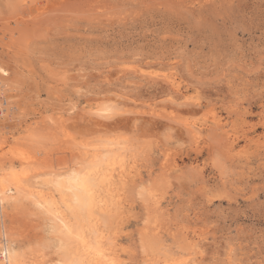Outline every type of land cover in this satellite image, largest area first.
Returning <instances> with one entry per match:
<instances>
[{"label":"rangeland","instance_id":"1","mask_svg":"<svg viewBox=\"0 0 264 264\" xmlns=\"http://www.w3.org/2000/svg\"><path fill=\"white\" fill-rule=\"evenodd\" d=\"M0 50L10 104L24 95L0 125L20 264L73 257L56 212L99 264H264V0H0ZM91 164L78 212L50 177Z\"/></svg>","mask_w":264,"mask_h":264},{"label":"bare ground","instance_id":"2","mask_svg":"<svg viewBox=\"0 0 264 264\" xmlns=\"http://www.w3.org/2000/svg\"><path fill=\"white\" fill-rule=\"evenodd\" d=\"M9 6V5H8ZM11 32V31H10ZM11 34V33H10ZM13 35V34H12ZM10 35V36H12ZM12 37H10L11 39ZM20 40V39H19ZM18 40V41H19ZM20 42H23L22 40ZM10 43V41L8 42ZM17 43V42H16ZM11 44V43H10ZM9 44V45H10ZM8 45V44H7ZM24 45V44H23ZM5 46V45H4ZM17 46V45H16ZM22 46V45H20ZM23 47V46H22ZM8 49V47H6ZM18 48V47H17ZM24 48V47H23ZM10 49V48H9ZM14 50V49H13ZM5 51V50H4ZM1 52V50H0ZM14 52H16L14 50ZM9 53V52H8ZM25 56V55H24ZM9 57V56H8ZM12 57V56H11ZM20 57V59L24 60L23 56H22V52H18L16 53L15 57L12 58L15 64V69L17 71V74L21 75V71L18 70L20 69V67L22 65L24 66H28L27 63L25 62H22L21 65L19 64V60L18 58ZM28 57V56H27ZM3 55L0 53V125H2V128L5 126L6 122H14L13 120L15 119V115L17 116V114H14V112H11L13 110V108H15V106L20 107L21 109V105L20 106V103H21V100L23 98V96L21 95V97L19 99L20 100V103L18 102V104H16L15 106L10 104L9 102V98H11L10 96H8L7 92H6V89H5V83H2L3 81H1L2 78L8 76L9 72L8 70L2 65V62H3ZM8 59V58H6ZM5 62V61H4ZM11 62V61H10ZM25 68V67H24ZM30 73V72H29ZM16 75V74H15ZM18 75V76H19ZM27 75V74H26ZM33 74H30L29 76H32ZM28 76V77H29ZM17 78V77H16ZM23 78V77H21ZM21 80V79H20ZM9 81V80H8ZM7 81V82H8ZM11 82V81H9ZM175 85V84H174ZM9 87V86H8ZM15 88V86H14ZM16 89V88H15ZM8 90V89H7ZM13 90V89H12ZM11 90V91H12ZM17 90V89H16ZM10 91V90H9ZM14 91V90H13ZM11 94V92L9 93ZM17 94H14V99H15V96ZM19 95V93H18ZM17 95V96H18ZM16 96V97H17ZM13 97V95H12ZM26 106V105H25ZM87 112V111H86ZM90 114V113H88ZM95 114V113H94ZM93 114V115H94ZM96 115H99V114H96ZM101 116V115H100ZM18 117H16V120H17ZM15 120V121H16ZM6 121V122H5ZM18 121V120H17ZM16 121V122H17ZM15 122V123H16ZM19 122V121H18ZM93 122V121H92ZM95 122V121H94ZM97 123V122H96ZM94 123V124H96ZM100 122H98L99 124ZM14 124V123H13ZM4 125V126H3ZM1 140V139H0ZM17 141V140H16ZM75 145V144H74ZM5 147V140H2L0 141V208L3 209V204L4 203H8L9 202V199L13 196L12 194H10L11 192L13 193H20V190L22 189V186H21V183L19 181V178L17 177L18 176V170L16 171L15 169L13 168H9L8 165H7V154L9 153H15L16 149L15 148H11V149H8V150H3V148ZM120 148V147H119ZM94 149V148H93ZM96 149V148H95ZM92 150V149H91ZM98 150V149H97ZM100 150V149H99ZM102 150V149H101ZM106 151V150H105ZM105 151H102L105 152ZM84 153V152H83ZM110 153V152H109ZM100 154V153H99ZM117 154V153H116ZM34 156V154H33ZM32 157V155H31ZM35 157V156H34ZM89 157V156H87ZM105 157V156H103ZM36 158V157H35ZM14 159V158H13ZM37 159V158H36ZM35 160V159H34ZM11 161V160H10ZM21 161V160H19ZM22 162V161H21ZM95 162V161H94ZM104 162L103 159L100 160V164L99 166ZM24 163V162H22ZM93 163V162H92ZM85 164H88L87 161ZM34 165V164H33ZM82 165V164H81ZM88 165L84 166L83 167H87ZM95 167H97V164L96 165H93L91 164V166L87 168L86 171H75V170H72V171H75L77 172L78 174L80 175H83L85 173H87L90 177V182L87 186V192H85L83 189H80L77 187L76 184H69L67 182V185H65V183L63 184V180H60L59 183H60V187H57V184L56 182L53 180V182L56 184V187L61 190L63 188H67V189H72V193H73V198H72V209L75 210V207L77 209V211L79 212L80 210H82L83 208H87V209H91L92 206H94L96 200L94 198V196L92 195V189H93V186L95 185L94 181H93V176H92V171L95 170ZM82 168V167H81ZM78 170H81V169H78ZM69 174L67 175H64V176H68ZM92 176V177H91ZM23 182V180H22ZM9 185H13V188H10ZM12 189H14V191H12ZM19 195V194H18ZM20 196V195H19ZM27 196V195H26ZM31 196V194H30ZM16 197V196H15ZM24 197V196H23ZM32 198L34 196H31ZM22 198V197H21ZM20 198V199H21ZM31 198V200H32ZM77 198H79V203H77ZM18 199V198H17ZM16 199V200H17ZM37 199V198H36ZM30 200V201H31ZM11 201V200H10ZM38 201V205L40 207H43L45 208V203H43L41 200H36ZM16 202V201H14ZM60 202V201H59ZM13 204V203H12ZM36 204V203H35ZM36 204V207L38 206ZM16 205V204H15ZM39 208V207H38ZM42 209V208H40ZM48 210V209H46ZM46 210H43L46 211ZM50 210V209H49ZM2 211V210H1ZM51 211V210H50ZM54 212L56 210H53ZM83 213V212H82ZM53 216H54V219L57 220L56 221V225L58 224L59 226H62L64 228V233H65V237L68 238H73L75 239V241L77 240V243H78V248L77 249H72L73 251H71L73 257H70V258H67L65 262H61L64 263V264H99V262H103V261H108L107 259V254L106 252L99 246H91L89 243H88V240L87 238L85 237V235L83 234V227L79 224H76L75 226H71L66 217L64 215H62L60 212H56V213H52ZM85 214V213H84ZM89 214V213H88ZM98 214V213H97ZM50 215V214H49ZM66 215V214H65ZM87 215V213H86ZM51 216V215H50ZM72 216V215H71ZM85 216V215H84ZM4 217V216H3ZM52 217V216H51ZM50 217V218H51ZM73 217V216H72ZM77 217V216H76ZM53 220V217L51 218V221ZM101 220V219H100ZM71 221V220H70ZM58 222V223H57ZM55 223V222H53ZM85 223V221H84ZM91 223H94L91 222ZM90 223V224H91ZM98 223V222H97ZM89 223H87L88 225ZM91 226V225H90ZM86 227V225H85ZM2 230H1V233H0V236L1 238L3 237V242H2V246H1V255H2V259L0 261V264H20L19 263V256L17 255L18 253L15 252V248L13 247L12 243L10 242V240L7 238V234H6V231H5V228H4V225L2 224L1 226ZM53 229V228H52ZM55 232V230L53 229V233ZM58 233V232H57ZM56 234V233H55ZM61 234V233H60ZM58 235V234H57ZM62 235V234H61ZM63 236V237H64ZM58 237H60L59 239H62L60 235H58ZM93 239V238H92ZM2 241V240H1ZM58 241V240H57ZM110 242V241H108ZM71 243V242H70ZM111 243V242H110ZM64 244V242H63ZM75 244V243H74ZM94 244V243H93ZM67 245V244H66ZM95 245V244H94ZM74 246V245H73ZM111 246V245H110ZM61 247V246H59ZM58 247V248H59ZM70 248V247H69ZM67 251V250H65ZM64 251V252H65ZM17 253V254H16ZM23 253V252H22ZM20 255V254H19ZM63 255V254H62ZM60 256V254H59ZM64 256V255H63ZM67 257H69L68 255H66ZM1 257V256H0ZM65 257V256H64ZM62 257V259L64 258ZM109 257V256H108ZM22 259H24L22 257ZM58 262V260H56ZM55 262V261H54ZM60 263V262H59ZM104 263V262H103ZM109 263V262H108ZM169 264V263H168Z\"/></svg>","mask_w":264,"mask_h":264},{"label":"snow or ice","instance_id":"3","mask_svg":"<svg viewBox=\"0 0 264 264\" xmlns=\"http://www.w3.org/2000/svg\"><path fill=\"white\" fill-rule=\"evenodd\" d=\"M117 112V109L114 106L105 105L103 109L99 112V115H101L105 119H110L113 115H115ZM50 179H53L57 187H60V180H66L69 184H76L78 188L83 189L85 192H87V186L90 182V177L87 173L80 175L75 171H71L68 176H60L56 177L53 175V177H50ZM70 191L72 189H69ZM77 203H79V198H77Z\"/></svg>","mask_w":264,"mask_h":264}]
</instances>
